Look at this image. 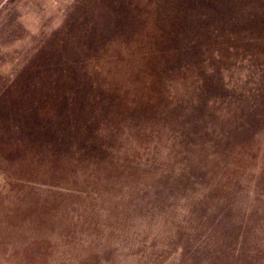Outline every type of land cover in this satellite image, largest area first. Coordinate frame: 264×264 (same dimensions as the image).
I'll return each mask as SVG.
<instances>
[{"label":"rangeland","instance_id":"1","mask_svg":"<svg viewBox=\"0 0 264 264\" xmlns=\"http://www.w3.org/2000/svg\"><path fill=\"white\" fill-rule=\"evenodd\" d=\"M0 264H264V0H0Z\"/></svg>","mask_w":264,"mask_h":264}]
</instances>
